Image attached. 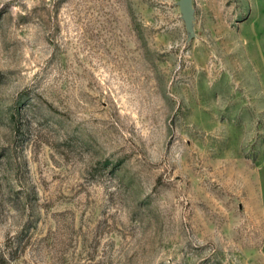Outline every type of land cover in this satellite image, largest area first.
Listing matches in <instances>:
<instances>
[{
    "label": "rangeland",
    "instance_id": "obj_1",
    "mask_svg": "<svg viewBox=\"0 0 264 264\" xmlns=\"http://www.w3.org/2000/svg\"><path fill=\"white\" fill-rule=\"evenodd\" d=\"M0 0V264H264V0Z\"/></svg>",
    "mask_w": 264,
    "mask_h": 264
},
{
    "label": "water",
    "instance_id": "obj_2",
    "mask_svg": "<svg viewBox=\"0 0 264 264\" xmlns=\"http://www.w3.org/2000/svg\"><path fill=\"white\" fill-rule=\"evenodd\" d=\"M175 4L180 9V18L183 20L186 28V44L189 43L196 33V8L194 0H176Z\"/></svg>",
    "mask_w": 264,
    "mask_h": 264
}]
</instances>
